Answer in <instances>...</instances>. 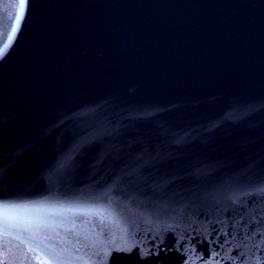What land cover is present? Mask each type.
I'll return each instance as SVG.
<instances>
[{
    "label": "water",
    "instance_id": "1",
    "mask_svg": "<svg viewBox=\"0 0 264 264\" xmlns=\"http://www.w3.org/2000/svg\"><path fill=\"white\" fill-rule=\"evenodd\" d=\"M11 27L0 264H264V0H0Z\"/></svg>",
    "mask_w": 264,
    "mask_h": 264
},
{
    "label": "snow or ice",
    "instance_id": "2",
    "mask_svg": "<svg viewBox=\"0 0 264 264\" xmlns=\"http://www.w3.org/2000/svg\"><path fill=\"white\" fill-rule=\"evenodd\" d=\"M24 4H25V0H19V5H20L21 9L24 8ZM19 22H20V17L17 16L15 18V23L18 25ZM16 31H17V27H11V29H10L11 34H9L8 32H4V31L0 30V42H2L4 39L11 41L13 38V35L16 33ZM5 47H7V45H5Z\"/></svg>",
    "mask_w": 264,
    "mask_h": 264
}]
</instances>
